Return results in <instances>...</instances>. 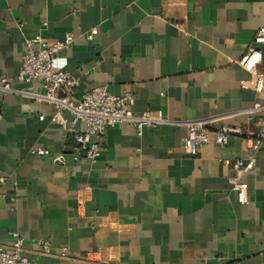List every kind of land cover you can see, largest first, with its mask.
Instances as JSON below:
<instances>
[{
	"label": "crops",
	"instance_id": "obj_1",
	"mask_svg": "<svg viewBox=\"0 0 264 264\" xmlns=\"http://www.w3.org/2000/svg\"><path fill=\"white\" fill-rule=\"evenodd\" d=\"M263 27L264 0H0V76L17 91H0V249L17 233L32 264H264V140L251 152L264 111L246 113L264 107V89L242 90L249 74L238 64L254 47L264 73V44L253 42ZM66 33L76 40L54 68L78 79L75 100L98 87L128 92L135 114L168 123L141 136L118 124L95 163H73L69 132L83 127L68 112L53 119L28 96L40 84L17 80L26 39ZM185 120L213 121L194 156L183 149ZM225 125L244 135L218 145ZM250 156L241 202L222 160ZM39 240L51 256L38 254Z\"/></svg>",
	"mask_w": 264,
	"mask_h": 264
},
{
	"label": "built area",
	"instance_id": "obj_2",
	"mask_svg": "<svg viewBox=\"0 0 264 264\" xmlns=\"http://www.w3.org/2000/svg\"><path fill=\"white\" fill-rule=\"evenodd\" d=\"M97 30L92 28L84 38L92 40ZM76 40L72 33H66L63 38L54 43L45 41L40 34L25 40V52L21 58V64L17 80L23 84H40V92H30V98L46 103L55 110L53 119L58 118L63 112H68L72 116V124H79L83 127L82 132L70 130L73 141L76 144V153L72 158L73 163L86 160L91 164L95 163L101 156L103 148V137L105 132L118 124H130L137 136H141L144 128L157 127L168 123L163 115L158 112L150 114L143 112L135 114L132 111L134 99L128 92L116 96L108 92L105 87L95 88L84 95L79 100L73 98V91L77 88L78 79L72 77L68 72L56 70L55 62L59 54L68 49ZM254 44H264V27L260 28L254 36ZM261 62V52L250 47L238 61L239 66L249 74V78L240 83L242 90H249L259 94L264 89V73L258 70ZM0 91L3 93L17 92L3 76H0ZM263 110L258 104L247 114ZM43 119L42 116L39 117ZM213 121L209 120H185L178 124L186 128V135L183 139V149L191 156L197 154L200 147L209 142L208 126ZM260 129L252 142L251 152H256L264 140V120L259 121ZM244 133L237 126H222L215 134V142L218 145H225L229 136L242 137ZM29 153L32 156H47L49 152L41 148H32ZM61 162L60 158L56 159ZM224 166L230 167L236 175L230 177L228 182L232 191H235L241 202H246V185L239 182L238 174L251 171L255 166V158L235 160L234 162L222 160ZM14 242L10 251L0 249V264H32L29 258L23 253V239L17 234H13ZM38 254L44 257L51 256L50 245L45 241L36 242Z\"/></svg>",
	"mask_w": 264,
	"mask_h": 264
}]
</instances>
